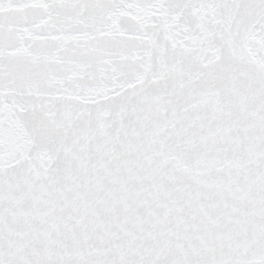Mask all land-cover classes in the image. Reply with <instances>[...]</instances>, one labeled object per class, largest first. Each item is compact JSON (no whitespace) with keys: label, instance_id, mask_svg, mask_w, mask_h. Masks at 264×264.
Segmentation results:
<instances>
[{"label":"snow or ice","instance_id":"snow-or-ice-1","mask_svg":"<svg viewBox=\"0 0 264 264\" xmlns=\"http://www.w3.org/2000/svg\"><path fill=\"white\" fill-rule=\"evenodd\" d=\"M0 264H264V0H0Z\"/></svg>","mask_w":264,"mask_h":264}]
</instances>
